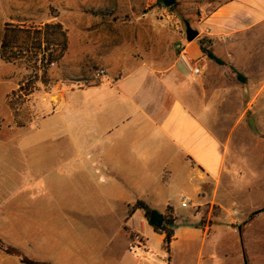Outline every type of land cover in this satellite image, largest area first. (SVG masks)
Here are the masks:
<instances>
[{"label": "crops", "instance_id": "obj_1", "mask_svg": "<svg viewBox=\"0 0 264 264\" xmlns=\"http://www.w3.org/2000/svg\"><path fill=\"white\" fill-rule=\"evenodd\" d=\"M207 23L209 49L235 68L244 83L204 57L197 38L185 47L200 75L182 59L147 63L137 61L132 52L113 51L101 60L107 77L100 85L80 90L78 99H64L56 115L66 119L65 131L54 136L65 156L89 163V168L82 164L73 172L82 187L102 192L97 198L111 203L104 206L124 209V247L116 248L99 234L93 247L65 250L45 263L245 264L247 255L252 258L249 234L243 238L223 220L209 221L211 213L206 224V212L199 208L219 206L222 216L225 211L226 188L219 182L228 152L213 131L219 114L239 113V122H246L248 113L264 114V0H227ZM236 97L243 103L232 106ZM257 119L263 117L256 115ZM52 122L47 124L49 131L54 129ZM31 176H37L33 169ZM183 197L191 200V210L182 207ZM138 201L162 214L172 207L178 218L170 252L164 249L165 236L159 235L162 257L150 254L149 239L133 223L138 217L145 219L144 212L128 220L129 208ZM61 216L72 223L62 212ZM127 223L137 233L134 240L124 231ZM133 243H142L138 259L126 256Z\"/></svg>", "mask_w": 264, "mask_h": 264}, {"label": "rangeland", "instance_id": "obj_2", "mask_svg": "<svg viewBox=\"0 0 264 264\" xmlns=\"http://www.w3.org/2000/svg\"><path fill=\"white\" fill-rule=\"evenodd\" d=\"M226 1L177 0L174 7L168 8L164 0H0L2 242L43 262L53 260L65 250L91 248L99 234L123 249L120 223L124 209L104 206L111 203L97 198L104 195L102 192L82 187V180L73 172L82 164L89 168V163L76 155L70 159L64 155L54 132L62 135L66 119L56 114L64 99H78L80 90L103 82L107 72L101 67V60L110 52H132L137 61L147 63L180 60L179 47L188 44L187 23L200 33L197 40L201 47L208 49L212 40L206 34L207 18ZM55 23L62 24L68 34L65 58L49 70L48 82L37 84L38 90L32 95H14L21 85L33 80V70L26 64L1 58L5 30L11 26L35 29ZM221 67L222 72L228 70L237 78L232 70L235 68ZM102 70L105 76L98 77ZM81 94L89 96L90 91ZM241 101L236 97L230 104L238 106ZM240 115L219 114L213 130L228 152L219 182L226 188L222 193L224 215L216 205L199 210L206 212V224L211 213L209 221L223 220L238 232L242 228L243 238L249 234L254 249L252 258L247 255L248 263L264 264V212L251 218L254 212L264 210V114L248 113L246 122H239ZM256 115L263 120L255 121ZM50 121L58 123L50 124L53 131L47 129ZM31 169L37 176H31ZM177 196H182L181 192ZM185 212L188 211H182L183 215ZM143 220L146 223L142 229ZM133 223L149 239L150 254L159 258V235L145 219L138 217ZM123 228L128 236L137 235L129 223ZM125 251L132 259L142 255L139 249L137 253ZM0 264L22 263L0 250Z\"/></svg>", "mask_w": 264, "mask_h": 264}, {"label": "trees", "instance_id": "obj_3", "mask_svg": "<svg viewBox=\"0 0 264 264\" xmlns=\"http://www.w3.org/2000/svg\"><path fill=\"white\" fill-rule=\"evenodd\" d=\"M69 49V38L63 25L60 23L46 24L42 28H26L19 26L8 27L1 42V58L6 62L26 64L33 70V80L27 81L14 93L21 98L29 97L38 90L37 84L48 82V73L52 67L59 65ZM204 57L219 66L225 62L214 55L211 49L202 45ZM241 82L245 78L232 69ZM137 211H143L145 219L158 235L165 236L164 249L170 252L175 238L177 217L174 209L168 207L165 214L151 208L146 202L138 201L128 210V220ZM134 239V236H131ZM0 250L11 257L17 258L22 264H49L31 259L19 249L8 246L0 239Z\"/></svg>", "mask_w": 264, "mask_h": 264}, {"label": "built area", "instance_id": "obj_4", "mask_svg": "<svg viewBox=\"0 0 264 264\" xmlns=\"http://www.w3.org/2000/svg\"><path fill=\"white\" fill-rule=\"evenodd\" d=\"M179 49H181V59L184 62V64L187 66V68L194 74V75H200L201 74V69L197 68V67H193L191 63H189L190 61L187 59V53H186V47L181 46L179 47ZM105 76V71H100L98 73V77H104ZM191 206V200L187 197H183V201H182V207L183 208H189ZM142 246V243H133L130 246V252L132 253H137V250L140 249ZM147 252V251H145ZM148 253V252H147ZM155 264V263H154Z\"/></svg>", "mask_w": 264, "mask_h": 264}, {"label": "water", "instance_id": "obj_5", "mask_svg": "<svg viewBox=\"0 0 264 264\" xmlns=\"http://www.w3.org/2000/svg\"><path fill=\"white\" fill-rule=\"evenodd\" d=\"M177 3V0H164V4L168 7H174ZM187 41L188 42H193L195 41L199 36L200 33L197 30H194L191 25L189 23H187ZM262 212H264V210H258L256 212H254L251 216V218H254L255 216L261 214ZM240 234L242 235V228L239 229ZM245 264H249L248 261L245 259Z\"/></svg>", "mask_w": 264, "mask_h": 264}]
</instances>
